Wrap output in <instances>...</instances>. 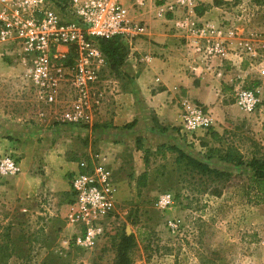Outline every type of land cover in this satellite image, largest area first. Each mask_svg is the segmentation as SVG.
Here are the masks:
<instances>
[{"label": "rangeland", "instance_id": "1", "mask_svg": "<svg viewBox=\"0 0 264 264\" xmlns=\"http://www.w3.org/2000/svg\"><path fill=\"white\" fill-rule=\"evenodd\" d=\"M213 6L226 17L222 26L234 24L247 34L258 52L252 57L254 71L264 77V0H214ZM20 52L16 45L0 46V117L36 125L41 113H47L56 123L55 117L72 101L70 85L60 86L58 103L40 101ZM117 78L104 58L96 86L98 94H105L92 99L91 120L85 124L102 125L104 112L116 103L111 91ZM255 81L239 88L253 89ZM236 89L224 100L232 109L214 117L219 137L206 130L188 139H206L208 147H201V152L233 145L247 160L264 157V96L256 91L260 104L248 113L236 103ZM115 153L109 161L117 187L116 211L104 221V234L90 248L74 243L80 228L67 226L61 214L44 208L40 197L1 190L0 264H116L124 235L134 237L132 264H264V203L255 205L247 198L250 168L231 165L225 170L233 177L226 181L192 171L177 162V153L161 154L143 141ZM214 155L218 158L219 153ZM218 163L225 165L219 158ZM216 190L222 194L215 195ZM167 194L173 202L163 205Z\"/></svg>", "mask_w": 264, "mask_h": 264}, {"label": "crops", "instance_id": "2", "mask_svg": "<svg viewBox=\"0 0 264 264\" xmlns=\"http://www.w3.org/2000/svg\"><path fill=\"white\" fill-rule=\"evenodd\" d=\"M122 2L128 21L141 30L124 38L127 57L111 91L116 103L104 112L101 126L65 121L62 115L52 123L47 113H41L36 125L0 117V159L10 154L21 164L19 174L0 178V192L40 197L44 208L61 214L67 226L73 200L70 178L80 171L81 161L97 153L110 160L140 140L151 149L176 146L214 168L230 170L231 164L220 166L218 158L201 152L206 139L192 143L183 135L181 101L204 105L214 118L232 109L224 100L252 79H257L253 90L264 96V77L256 74L252 59L257 50L239 27L222 26L226 17L213 6L214 0H189V7L177 0ZM196 7L207 9L198 14ZM202 27L221 31L214 50L209 47L210 35L198 34Z\"/></svg>", "mask_w": 264, "mask_h": 264}, {"label": "built area", "instance_id": "3", "mask_svg": "<svg viewBox=\"0 0 264 264\" xmlns=\"http://www.w3.org/2000/svg\"><path fill=\"white\" fill-rule=\"evenodd\" d=\"M68 1L64 9L55 0H0V46L16 45L21 50L28 79L40 101L58 103L60 86L70 85L73 98L62 119L85 124L91 120L92 99L105 94H98L96 86L104 62L99 40L126 38L137 35L141 29L126 18L122 0ZM136 1L142 4L146 0ZM177 4L189 7V0H177ZM197 32L210 35V49L214 50L213 44H220L219 29L202 27ZM73 54V62L67 64ZM260 101L255 90L236 89V103L245 112L256 111ZM181 106L183 135H194L214 126L213 115L204 105L185 99ZM79 166L80 171L70 178L73 202L67 219L71 226L80 228L74 243L90 248L104 234V221L116 211L117 187L107 155L97 153ZM20 172L21 164L15 156L7 154L0 159V175ZM172 202L171 194L162 197L163 205Z\"/></svg>", "mask_w": 264, "mask_h": 264}, {"label": "trees", "instance_id": "4", "mask_svg": "<svg viewBox=\"0 0 264 264\" xmlns=\"http://www.w3.org/2000/svg\"><path fill=\"white\" fill-rule=\"evenodd\" d=\"M58 6L66 8L69 5L68 0H55ZM218 1H215L217 3ZM207 8L196 7L195 11L202 14ZM99 46L110 68L119 74V68L124 64L127 57V47L124 38L116 36L112 39L99 40ZM74 54L67 60V64L73 62ZM97 126V125H96ZM127 125L126 127H129ZM208 135L219 137L214 128L211 127L207 130ZM137 142H141L140 140ZM207 146V145H205ZM166 151L177 153V162H184L187 166L197 173L208 176L209 178H217L220 180L229 181L233 177V173L227 170H220L210 166L208 163L200 161L191 155L185 153L183 150L176 146H160L157 152L164 154ZM218 152V158L225 163H229L235 167L246 166L251 169L252 174L249 177V184L247 186V198L250 203L259 205L264 203V157L253 156L247 160L244 154L235 146L231 145L226 149H209L207 153L208 158L215 157L214 152ZM215 195H221V191H214ZM73 202V200L71 201ZM135 244L134 237L124 235L118 248V256L116 264H132V259L129 250Z\"/></svg>", "mask_w": 264, "mask_h": 264}]
</instances>
